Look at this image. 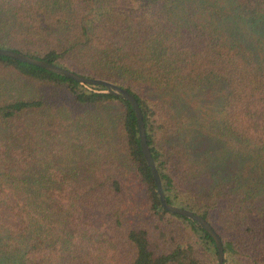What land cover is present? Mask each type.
<instances>
[{"label": "trees", "instance_id": "16d2710c", "mask_svg": "<svg viewBox=\"0 0 264 264\" xmlns=\"http://www.w3.org/2000/svg\"><path fill=\"white\" fill-rule=\"evenodd\" d=\"M198 1L0 0V48L132 93L166 201L211 224L224 264H264V180L242 170L264 154V0ZM103 90L0 55V264H216L213 237L162 207L131 104ZM215 92L211 135L182 104Z\"/></svg>", "mask_w": 264, "mask_h": 264}, {"label": "water", "instance_id": "95a60500", "mask_svg": "<svg viewBox=\"0 0 264 264\" xmlns=\"http://www.w3.org/2000/svg\"><path fill=\"white\" fill-rule=\"evenodd\" d=\"M0 55L8 56V57L14 58L16 60H19V61H22L28 64L38 66L40 68L46 69L56 74L63 75L65 77H68V78H71L77 81L78 83L82 85H102L105 87V90H103V92L117 95L127 100L131 104L135 112L137 126H138V135L140 139V147H141L143 156L146 160V163L150 168L153 179L155 181L158 197H159L162 207L170 213L182 215L184 217H187L191 220L196 221L201 226V228L205 229L213 237L216 247H217L218 257H217L216 264H224L223 242H222L221 237L213 229L211 224L206 219H204L201 215L196 214L189 209L170 204L166 201L165 194H164L162 184H161V179L159 176V172L157 170L155 161L152 157L149 145L146 140V133H145V126H144L142 111H141L138 101L136 100L135 96L132 93H130L127 89L111 81H107V80L100 79V78L84 77L64 67H61L59 65H56V64H53L47 61H43L40 59H36L34 57L25 55L23 53L16 52L11 49L0 48Z\"/></svg>", "mask_w": 264, "mask_h": 264}, {"label": "rangeland", "instance_id": "374dc122", "mask_svg": "<svg viewBox=\"0 0 264 264\" xmlns=\"http://www.w3.org/2000/svg\"><path fill=\"white\" fill-rule=\"evenodd\" d=\"M189 1V0H188ZM194 8H198L203 4V7L206 5H213L219 8L220 6H223L221 9V14H224V12L228 11V5L226 4V0H199L197 3H195ZM206 4V5H204ZM192 5V3H191ZM197 19H201L203 21H208L211 19L209 16H206L204 18L197 17ZM214 23V20L212 21ZM262 46L264 47V43H262ZM222 94V93H221ZM221 94H217L215 92V95H211L210 93H205V97H202L204 95H195L190 94L185 97L184 103L182 104L185 109H187L188 114H194L199 118V122L203 125L201 126L200 123H197L196 125L200 127L204 132L208 130L209 134H214V129H216V121L218 114L214 111L215 107L218 104V99L220 98ZM166 99H169L170 97L166 96ZM192 129V128H191ZM199 145L198 141H196ZM201 146V149L205 151H211V157H216V154L218 153L215 149H218V145L216 143H213L211 145L204 144ZM201 145V144H200ZM258 152V151H257ZM254 161H249L247 163L244 162V167L242 170L245 169V172L251 171L252 176H254L257 180H253L252 178H249V184L251 186H260L261 180H264V154L262 155H255ZM259 160V161H258ZM235 164V163H234ZM252 168H251V166ZM237 165H232V167L236 168ZM250 166V167H249ZM245 174V173H244ZM260 178V179H258ZM244 187V186H243ZM258 195L257 199L259 204L264 205V188Z\"/></svg>", "mask_w": 264, "mask_h": 264}]
</instances>
